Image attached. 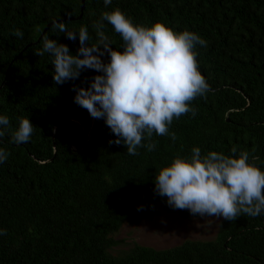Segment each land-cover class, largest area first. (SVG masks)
Returning <instances> with one entry per match:
<instances>
[{
    "label": "trees",
    "instance_id": "1",
    "mask_svg": "<svg viewBox=\"0 0 264 264\" xmlns=\"http://www.w3.org/2000/svg\"><path fill=\"white\" fill-rule=\"evenodd\" d=\"M117 7L136 24L162 22L207 41L197 59L211 91L192 102L196 117L173 121L175 142L153 135L156 150L141 148L136 156L110 143L117 137L104 120L74 103L73 88H87L100 73L85 70L57 85L52 58L35 54L47 35L75 55L78 38L69 40L54 22L70 31L86 25L91 44L93 25ZM104 23L119 49L121 37ZM0 114L10 118L11 130L21 117L36 127L27 144H13L10 132L0 138L10 153L0 165V228L7 230L0 264H264V215L224 219L212 240L117 251L122 228L152 220L157 203L184 219L199 216L172 209L154 191L157 171L177 154L198 146L230 155L235 146L264 166V0H112L107 8L103 0H0Z\"/></svg>",
    "mask_w": 264,
    "mask_h": 264
},
{
    "label": "clouds",
    "instance_id": "2",
    "mask_svg": "<svg viewBox=\"0 0 264 264\" xmlns=\"http://www.w3.org/2000/svg\"><path fill=\"white\" fill-rule=\"evenodd\" d=\"M103 2L106 8L112 4V0ZM104 22L121 37L119 49H113ZM93 28L96 41L90 44L92 37L86 25L70 31L66 23L54 22V30L69 40L78 38L77 53L73 55L67 45L45 35L35 54L52 58L57 85L78 79L85 70L100 73L87 88H73L74 103L92 118L103 119L117 137L110 143L123 144L128 155H139L141 148L155 151L153 135L175 142L176 134L170 131L173 121L187 114L195 118L197 109L192 102L206 98L211 91L197 59L198 47H207V41L195 32L176 31L162 22L136 24L118 7L103 12ZM14 35L22 39L24 33L16 30ZM105 54L107 62L102 59ZM10 130V118L0 114V138L10 132L11 142L17 146L29 143L36 127L29 117H21L18 127ZM9 156L0 147V165ZM258 159L235 146L230 155L202 153L200 147L194 146L190 155L177 154L157 171L154 191L166 197L172 209L188 210L193 216L228 221L240 216L255 218L264 215V166L257 163ZM6 235L7 230L0 228V236Z\"/></svg>",
    "mask_w": 264,
    "mask_h": 264
},
{
    "label": "rangeland",
    "instance_id": "3",
    "mask_svg": "<svg viewBox=\"0 0 264 264\" xmlns=\"http://www.w3.org/2000/svg\"><path fill=\"white\" fill-rule=\"evenodd\" d=\"M223 220L222 217L215 216L184 219L157 203L152 220H144L138 226L125 225L122 228L117 239L123 240V243L117 251L127 250L135 243L162 250L181 245L186 240H212L217 236Z\"/></svg>",
    "mask_w": 264,
    "mask_h": 264
},
{
    "label": "water",
    "instance_id": "4",
    "mask_svg": "<svg viewBox=\"0 0 264 264\" xmlns=\"http://www.w3.org/2000/svg\"><path fill=\"white\" fill-rule=\"evenodd\" d=\"M82 2L84 3L85 0H82ZM83 10H84V6H83L82 9H81V14H80L79 18L82 17V15H83ZM71 19H72V18H70V19H66V20H71ZM50 26H51V23L47 25L46 29H45L44 32L41 34L40 39L43 37L44 33L47 31V29H49ZM227 118H228V117H227ZM84 133H85V130H83L82 136L84 135ZM90 134H91V131H90ZM87 141H88V140H87ZM86 146H87V142L85 143L84 148H83L81 151H83V150L85 149ZM81 151H80V152H81Z\"/></svg>",
    "mask_w": 264,
    "mask_h": 264
}]
</instances>
